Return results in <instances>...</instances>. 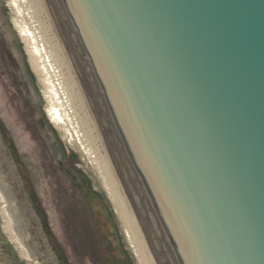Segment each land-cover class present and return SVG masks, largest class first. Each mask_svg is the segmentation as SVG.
Returning <instances> with one entry per match:
<instances>
[{
  "label": "water",
  "instance_id": "water-1",
  "mask_svg": "<svg viewBox=\"0 0 264 264\" xmlns=\"http://www.w3.org/2000/svg\"><path fill=\"white\" fill-rule=\"evenodd\" d=\"M147 264H264V0H20Z\"/></svg>",
  "mask_w": 264,
  "mask_h": 264
},
{
  "label": "rangeland",
  "instance_id": "rangeland-1",
  "mask_svg": "<svg viewBox=\"0 0 264 264\" xmlns=\"http://www.w3.org/2000/svg\"><path fill=\"white\" fill-rule=\"evenodd\" d=\"M33 31L0 0V264H139Z\"/></svg>",
  "mask_w": 264,
  "mask_h": 264
},
{
  "label": "bare ground",
  "instance_id": "bare-ground-1",
  "mask_svg": "<svg viewBox=\"0 0 264 264\" xmlns=\"http://www.w3.org/2000/svg\"><path fill=\"white\" fill-rule=\"evenodd\" d=\"M14 1V0H13ZM20 1V0H19ZM16 2V1H15ZM14 2V3H15ZM17 3V2H16ZM21 3V2H20ZM15 5V4H14ZM22 5V4H21ZM23 7V6H22ZM18 8V7H17ZM15 9V8H14ZM24 9V8H23ZM17 10V9H16ZM21 10V9H20ZM31 24V23H30ZM32 26V25H31ZM20 28H22V27H20ZM32 29H33V27H32ZM34 30V29H33ZM22 32H24V31H22ZM27 32V31H26ZM33 33L35 34L34 36H36V33H35V31H33ZM23 36V35H22ZM35 38V37H34ZM36 39H38L37 38V36H36ZM25 41V40H24ZM36 41V40H35ZM39 40H37L36 42L37 43H39L40 44V42H38ZM29 45V44H28ZM41 45V44H40ZM30 46V45H29ZM41 48H42V46H40ZM40 48V49H41ZM43 49V48H42ZM43 52H44V50H43ZM38 53V52H37ZM45 53V52H44ZM36 54V53H35ZM39 55V54H38ZM41 55V54H40ZM44 55V54H43ZM42 55V56H43ZM45 56H46V54H45ZM46 59H47V63L49 62L48 61V58H47V56H46ZM49 65H50V63H49ZM48 65V66H49ZM50 67V66H49ZM51 69V68H50ZM54 75V74H53ZM53 78V77H52ZM56 80H57V78H56ZM58 84V86L60 87V89L59 90H61L60 92H61V97H62V101H63V104H64V107L67 109V112H68V114H69V116L68 117H70V119H71V123H73V126H74V130L76 129L77 130V132L79 133V137L77 138L78 139V141L77 142H75L74 144L75 145H77L76 147L81 151V153H82V156L83 157H85V158H87V160L89 161V165L91 166V168H92V171H94V172H96L97 174V176H98V179L101 181V183H102V186H103V189L106 191V193L108 194V196L110 197V199L112 200V202H113V204H114V206H115V209L117 210V212H118V214H119V216L120 217H122V215L123 214H121L122 212H121V210H120V208H119V206H118V204H117V202H116V200H115V198H114V196H113V194H112V192H111V190H110V188H109V186H108V184H107V181H106V179H105V177H104V175H103V173H102V171H101V169H100V167H99V165H98V163H97V161H96V159H95V156H94V154H93V152H92V150H91V148H90V146H89V144H88V142H87V140H86V138H85V136H84V134H83V131H82V129H81V127H80V125H79V123H78V121H77V119H76V117H75V115H74V113H73V111H72V109H71V106H70V104H69V102H68V100H67V98H66V96H65V94H64V92H63V90H62V88H61V86H60V84H59V81H57L56 82V85ZM61 101V102H62ZM56 102V101H55ZM49 109H50V106H49ZM53 109H54V107H53ZM65 109V110H66ZM64 110V109H63ZM55 111V110H54ZM52 113V112H51ZM64 113V112H63ZM60 114H62V113H60ZM50 116H51V114H50ZM62 117V116H61ZM65 117V116H64ZM53 120V119H52ZM57 122H58V120H57ZM68 122V121H67ZM60 123V122H59ZM69 123V122H68ZM58 124V123H57ZM65 124V123H64ZM72 125V124H71ZM70 126V125H69ZM72 126V127H73ZM60 127V126H59ZM73 129V128H72ZM68 130V129H67ZM70 130V129H69ZM73 131V130H72ZM71 134H72V132H70ZM73 133H74V131H73ZM75 134V133H74ZM2 201V200H1ZM119 217V218H120ZM124 218V216L122 217V219ZM121 219V218H120ZM125 219V218H124ZM123 221V220H122ZM126 221V220H125ZM127 223V222H126ZM128 225V224H127ZM127 227H129V226H127ZM130 229V228H129ZM125 231H126V229H125ZM130 232H131V230H130ZM126 233H127V235H128V239H129V245H130V247L132 248V250H133V252L137 255V259H138V261H139V264H147V262H146V260H145V258H144V256H143V254H142V252H141V250H140V248H139V246H138V244H137V242H136V240H135V238H134V236H133V234H132V232L129 234L127 231H126ZM16 240V239H15ZM18 241V240H17ZM19 243V242H18ZM20 244V243H19ZM135 255V256H136Z\"/></svg>",
  "mask_w": 264,
  "mask_h": 264
}]
</instances>
